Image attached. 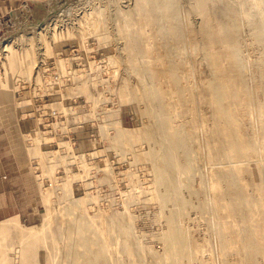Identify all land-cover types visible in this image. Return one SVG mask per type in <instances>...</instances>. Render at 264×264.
Masks as SVG:
<instances>
[{
    "label": "rangeland",
    "instance_id": "1",
    "mask_svg": "<svg viewBox=\"0 0 264 264\" xmlns=\"http://www.w3.org/2000/svg\"><path fill=\"white\" fill-rule=\"evenodd\" d=\"M171 1L180 9L176 15ZM171 1L30 0L0 29V70L3 45L18 48L29 39L37 45L43 26L55 46L46 58L49 67L42 68L50 76L36 73L43 62L29 74L6 72L7 83L0 76V97L12 103L5 130L25 155L18 166L21 183L34 196L31 219L0 237V264H264V251H256L264 208L255 211L258 201L264 204V36L257 33L264 0ZM55 22L65 35L56 41ZM51 84L59 91L47 92ZM51 105L60 111L52 125L41 116ZM236 122L243 125L238 140L248 142L234 150ZM154 124L159 130L153 133ZM181 132L191 140L188 157L183 150L177 156L184 168L178 185L183 202L163 203L155 135ZM213 180L220 185L211 190ZM229 201L237 204L231 214ZM170 219L183 232L174 260L167 257Z\"/></svg>",
    "mask_w": 264,
    "mask_h": 264
},
{
    "label": "bare ground",
    "instance_id": "2",
    "mask_svg": "<svg viewBox=\"0 0 264 264\" xmlns=\"http://www.w3.org/2000/svg\"><path fill=\"white\" fill-rule=\"evenodd\" d=\"M171 1V0H170ZM176 1V0H175ZM224 1V0H223ZM172 2V11H174V12H172L173 14H175L176 15V10L178 9V10H180L179 9V7H177L178 5H177V3L176 2H174V1H171ZM170 2V3H171ZM195 2V1H194ZM222 2V1H221ZM220 2V3H221ZM169 3V4H170ZM252 3V2H251ZM152 4V3H151ZM157 4V3H156ZM238 4H240V3H238ZM242 4V3H241ZM264 4V3H263ZM140 5V4H139ZM154 6H155V4H153ZM210 5H212V4H210ZM222 5H223V3H222ZM244 7H242V8H245L246 9V7H245V2H244ZM254 5V4H253ZM256 5V4H255ZM150 6V5H149ZM171 6V5H170ZM221 6V5H220ZM223 7V6H222ZM251 7V6H250ZM140 8V7H139ZM159 7L157 6V11L159 12V10L161 9V6H160V9H158ZM224 8V7H223ZM223 8H221L220 10H222ZM252 8V7H251ZM259 8V7H258ZM171 9V7L169 8V10ZM174 9V10H173ZM177 10V11H178ZM210 10V9H209ZM217 10V9H216ZM226 10V9H225ZM258 10H261V9H258ZM258 10H257V12H258ZM171 11V10H170ZM219 11V10H218ZM229 11H230V9H229ZM228 11V12H229ZM255 11V10H254ZM254 11H252L251 10V12H254ZM161 12V11H160ZM207 12V11H206ZM214 12V11H213ZM220 12V11H219ZM240 12V11H239ZM260 12H262V11H260ZM181 13V12H180ZM216 13V12H215ZM221 13V12H220ZM242 13V12H241ZM250 13V12H249ZM248 13V14H249ZM259 13V12H258ZM258 13H256V14H258ZM160 14V13H159ZM159 14H158V16H159ZM172 14V15H173ZM219 14V13H218ZM222 14H225V13H222ZM229 14V13H228ZM256 14H254V15H256ZM262 14V13H261ZM161 15V14H160ZM167 15V14H166ZM169 15V14H168ZM181 15V14H180ZM226 15V14H225ZM233 15V14H232ZM56 16H58V15H54V18H53V20L54 21H56L55 19H56ZM179 16V15H178ZM209 16V15H208ZM214 16V15H213ZM218 16V15H217ZM242 16V22H243V19H244V17H243V15H241ZM240 16V17H241ZM248 16H250V14L248 15ZM253 16V15H252ZM251 16V17H252ZM258 16V15H257ZM160 17V16H159ZM173 17V16H172ZM223 17V16H222ZM256 17V16H255ZM255 17H253V19H255ZM264 17V16H263ZM177 18V17H176ZM183 18V17H182ZM186 18V17H185ZM184 18V19H185ZM214 18V17H213ZM216 18V17H215ZM221 18V17H220ZM228 18V17H227ZM259 19H260V17H258ZM161 20H162V18H160ZM173 19H174V17H173ZM179 19V18H178ZM178 19L176 20L177 22H178ZM188 19H190L189 17H188ZM211 19V18H210ZM209 19V20H210ZM230 19V18H229ZM263 19V18H262ZM160 20V21H161ZM175 20V19H174ZM191 20V19H190ZM189 20V21H190ZM222 20V19H221ZM53 21V22H54ZM170 21V20H169ZM206 21V20H205ZM212 21H213V19H212ZM219 21V20H218ZM224 21V20H223ZM222 21V22H223ZM225 21H227V20H225ZM255 21V20H254ZM262 21V20H261ZM175 22V21H174ZM183 23H184V20L182 21ZM186 22V21H185ZM191 22V21H190ZM194 22V21H193ZM203 22V21H202ZM207 22V21H206ZM250 22V21H249ZM160 23H162V22H160ZM164 23V22H163ZM180 23H181V21H180ZM181 24V27H182V25H184V24ZM189 23V22H188ZM204 23V22H203ZM208 23V22H207ZM253 23V22H252ZM260 23V22H259ZM46 24V23H45ZM193 24V23H192ZM200 24H202V23H200ZM234 24V23H233ZM246 23L244 22V25H245ZM254 24V23H253ZM162 25V24H161ZM198 25V24H197ZM209 25V24H208ZM213 25V24H212ZM211 25V26H212ZM220 25V24H219ZM222 25V24H221ZM230 25L231 24H229L228 26L230 27ZM242 25V24H241ZM243 25V26H244ZM258 25V24H257ZM260 25H262V24H260ZM56 26H57V23L55 22L54 23V26L52 25L50 28L52 29V31H53V35L55 36V41L56 40H59V39H61V38H63L65 35H60V33L59 32H57L56 31ZM194 26V25H193ZM192 26V27H193ZM201 26H203V25H201ZM210 26V25H209ZM165 27V26H164ZM187 27V26H186ZM186 27H185V29H186ZM260 27V26H259ZM263 27H264V25H263ZM263 27H262V30L260 29V28H258V34H259V36H264V30H263ZM222 28V27H221ZM231 28H232V25H231ZM245 27H243V29H244ZM165 29H166V27H165ZM183 29H184V27H183ZM202 29V28H201ZM209 29V28H208ZM228 28H226V30H227ZM234 29V28H233ZM68 30V32H73V29H71V28H66V30L65 31H67ZM186 30H188V29H186ZM62 31V30H61ZM184 31V30H183ZM246 31H249V30H246ZM186 32V31H185ZM218 32V31H217ZM250 32V31H249ZM39 33H40V42L38 41L37 42V45L39 46V48L42 50V55H40L39 53H38V46L36 45V43L32 40V39H29L30 41L29 42H27V43H25V44H23L22 46H20V47H15L14 45H12V43L11 42H8V43H5L4 45H3V51H5L4 52V60H3V67H2V70H0V76H1V78H3V82L4 83H7L8 81V74L6 73V72H13V73H16V74H29L30 73V71L32 70V69H34V67H36V66H39L38 64H40V63H42V62H46L47 61V59L46 58H49V56L52 54V52H53V50L55 49V46H54V44H53V41L51 42L48 38H47V36H46V32H45V27L43 26L42 28H41V30H39ZM191 33H194V34H196L195 33V31L193 32H191ZM215 33V32H214ZM219 33V32H218ZM256 33V34H257ZM179 34V33H178ZM177 34V35H178ZM201 34H202V32H201ZM225 34V35H224ZM223 34V36H225V38H227L226 37V33H224ZM245 34V33H244ZM82 35H83V33H82ZM189 35V34H188ZM191 35H193V34H191ZM199 35V34H198ZM217 35V34H216ZM245 37V36H244ZM156 38V37H155ZM167 39V38H166ZM210 39V38H209ZM264 39V38H263ZM154 40H156V39H154ZM164 40H165V38H164ZM170 40V39H169ZM227 40V39H226ZM133 41V40H132ZM172 41V40H171ZM149 42V41H148ZM150 42H151V40H150ZM168 42V41H167ZM172 42H174V41H172ZM161 43V42H160ZM169 43V42H168ZM220 43V42H219ZM134 44V43H133ZM216 44V43H215ZM164 45V44H163ZM135 46V45H134ZM220 47V46H219ZM218 47V48H219ZM182 48V47H181ZM223 48V47H222ZM225 48V47H224ZM228 47H226V49H227ZM259 48H260V46H259ZM174 49H175V47H174ZM225 49V50H226ZM262 49V48H261ZM156 50V49H155ZM162 50V49H161ZM176 50V49H175ZM228 51H229V48L227 49ZM158 51V50H157ZM7 52V53H6ZM145 52H146V50H145ZM153 52H155V51H153ZM152 52V53H153ZM162 52H164V51H162ZM201 52V51H200ZM225 52V51H224ZM233 52V51H232ZM131 53V52H130ZM158 53V52H157ZM166 53V52H165ZM229 53H231L230 51H229ZM258 53V52H257ZM0 54H3V52L2 51H0ZM147 54V53H146ZM150 54V53H149ZM201 54V53H200ZM203 54V53H202ZM223 54V53H222ZM221 54V55H222ZM228 54V53H227ZM232 54V53H231ZM231 54L229 55V56H231ZM40 55V57L38 58V56ZM155 55H156V53H155ZM167 55V54H166ZM240 55V54H239ZM48 56V57H47ZM160 55H158V57H159ZM171 56V55H170ZM224 56V55H223ZM229 56H228V58H229ZM171 57H173V56H171ZM175 57V56H174ZM179 57V56H178ZM213 57H214V55H213ZM216 57H217V55H216ZM232 57V56H231ZM167 58V57H166ZM215 58V57H214ZM218 58V57H217ZM221 58V57H220ZM240 58H241V56H240ZM192 59V58H191ZM242 59V58H241ZM178 60V59H177ZM177 60H175V61H177ZM215 60V59H214ZM231 60H234L233 62L235 63V59H231ZM157 61H159V60H157ZM162 61V60H161ZM164 61V60H163ZM168 61V60H167ZM166 61V62H167ZM179 61V60H178ZM224 61H226V62H228L227 61V59L225 58V60ZM244 61V60H243ZM154 62V61H153ZM192 62V61H191ZM217 62V61H216ZM158 63V62H157ZM165 63V62H164ZM167 63H169V62H167ZM167 63H165L166 65H167ZM201 63V62H200ZM199 63V64H200ZM205 63V62H204ZM229 63H231V62H229ZM233 64V63H232ZM152 65H154V63L152 64ZM205 65V64H204ZM204 65H202V66H204ZM214 65H215V63H214ZM238 65V64H237ZM184 66V65H183ZM211 65H209L208 67H210ZM235 66H236V64H235ZM234 66V67H235ZM187 67V66H186ZM189 67H191V66H189ZM244 67H245V65H244ZM143 68L144 67H142V70H143ZM154 68H156V66L154 67ZM153 68V69H154ZM200 68H201V65H200ZM147 69V68H146ZM152 69V70H153ZM186 69V68H185ZM188 69V68H187ZM190 69V68H189ZM207 69V68H206ZM236 69V68H235ZM141 70V69H140ZM150 70H151V68H150ZM150 70L148 71V70H146L147 71V73H150ZM151 70V71H152ZM169 70V69H168ZM211 70V69H210ZM216 70V69H215ZM224 70V69H223ZM237 70V69H236ZM157 71V70H156ZM159 71V70H158ZM162 71V70H161ZM154 72V71H153ZM152 72V73H153ZM203 72H205V71H203ZM211 72V71H210ZM234 72V71H233ZM146 73V75H147V77H148V74ZM212 73V72H211ZM226 73V72H225ZM239 73V72H238ZM192 74V73H191ZM224 74V73H223ZM152 75V74H151ZM156 75H157V73H156ZM174 75V74H173ZM201 75V74H200ZM227 75H228V73H227ZM232 75V74H231ZM231 75H230V77H231ZM235 75V74H234ZM234 75H232V76H234ZM239 75V74H238ZM204 75H202V77H203ZM208 76H209V74H208ZM225 76H226V74H225ZM150 77V76H149ZM152 77H154V76H152ZM192 77V76H191ZM199 78V77H198ZM239 78V77H238ZM199 79H201V78H199ZM207 79V78H206ZM241 79V78H240ZM183 80H184V78H183ZM204 80V79H203ZM242 80V79H241ZM185 81V80H184ZM191 81H194V80H191ZM199 82H200V80H198ZM227 81V80H226ZM243 81V80H242ZM173 82V81H172ZM183 82V81H182ZM205 83H206V81H204ZM218 80L216 79V78H214V77H212V79H211V86H212V88H213V90L214 91H216L217 93L219 92V91H221V89H220V87H219V84H218ZM26 83V82H25ZM193 83H195V82H193ZM202 83V82H201ZM230 83H232V82H230ZM229 83V84H230ZM241 83V82H240ZM172 84V83H171ZM173 84H174V82H173ZM189 84H190V82H189ZM226 84V83H225ZM228 84V85H229ZM239 84V83H238ZM242 84V83H241ZM260 84V83H259ZM182 85V84H181ZM192 85H194L195 86V84H192ZM185 86V85H184ZM194 86H192V87H194ZM197 86V85H196ZM203 86V85H202ZM205 86V85H204ZM203 86V87H204ZM230 86H231V84H230ZM251 86H252V84H251ZM183 87V86H182ZM226 87V86H225ZM246 87V86H245ZM129 88V87H128ZM127 88V89H128ZM133 88V87H132ZM147 88V87H146ZM190 88V87H189ZM199 88V87H198ZM202 88V87H201ZM200 88V89H201ZM251 88H253V87H251ZM191 89V88H190ZM227 89V88H226ZM231 89H233V88H231ZM236 89V88H235ZM240 89V88H239ZM239 89H237V90H239ZM243 89H244V87H243ZM246 89V88H245ZM3 90V89H2ZM203 90V89H202ZM207 90V89H206ZM209 90V92L211 91L210 89H208ZM128 91V90H127ZM131 91V90H130ZM130 91H128V92H130ZM231 91V90H230ZM236 91V90H235ZM147 92H148V90H147ZM196 92V91H195ZM149 93V92H148ZM228 93V92H227ZM226 93V94H227ZM232 93H233V91H232ZM129 94V93H128ZM131 95H132V91H131V93H130ZM141 94V93H140ZM146 94V93H145ZM172 94H174V91H173V93ZM205 94V93H204ZM208 94V93H207ZM139 95V94H138ZM203 95V94H202ZM146 96V95H145ZM181 96V95H180ZM179 96V97H180ZM195 96H197L196 94H195ZM205 96V95H204ZM141 97V96H140ZM151 97V96H150ZM178 97V98H179ZM207 97V96H206ZM151 99V98H150ZM184 99V98H183ZM204 99H207V98H204ZM203 99V100H204ZM177 100H180V99H177ZM147 101V100H146ZM151 101V100H150ZM184 101V100H183ZM205 101V100H204ZM177 102V101H176ZM148 103V102H147ZM151 103V102H150ZM179 103H180V101H179ZM179 103H177L176 105H178ZM206 102H204V104H205ZM17 104V103H16ZM182 104V103H181ZM183 104H185V103H183ZM197 105H198V103H197ZM230 106V105H229ZM233 107H234V105H233ZM149 108V106L147 105V109ZM232 108V107H231ZM235 108V107H234ZM149 110H150V108H149ZM219 110H220V108H219ZM218 110V111H219ZM234 110V109H233ZM236 110V109H235ZM233 112V111H232ZM150 114V113H149ZM152 114V113H151ZM153 115V114H152ZM151 116V115H150ZM154 116L155 115H153V117H152V119L154 118ZM220 116H221V113H220ZM224 116V115H223ZM231 116V115H230ZM216 117H219V115L218 116H216ZM234 117H235V114H234ZM238 117V116H237ZM222 118V117H221ZM220 118V119H221ZM224 118H225V116H224ZM152 119H150V120H152ZM156 119V118H155ZM233 119V118H232ZM231 119V120H232ZM223 120V119H222ZM235 120V119H234ZM234 120H232V121H234ZM153 121V120H152ZM156 121V120H155ZM247 121H249V120H247ZM238 122V121H237ZM237 122L234 124V126L232 125V127H234V128H232L231 126V128H232V130L234 129V135H231L232 136V146H233V149L234 150H237V149H243V148H246V146H247V143L246 142H248V139L246 140V142H241V141H239L238 139H239V137L241 136L240 134H241V127L243 126H241V127H239L238 126V124H237ZM242 122V121H241ZM240 122V123H241ZM228 123V122H227ZM239 123V122H238ZM245 123V122H244ZM243 124V123H242ZM245 125V124H244ZM150 126V125H149ZM245 126H247V125H245ZM151 127V126H150ZM228 127V126H227ZM129 128V127H128ZM153 128V130H152V132L153 131H158L159 130V126H158V124H154V127H152ZM247 128H251V127H247ZM129 129H132V128H129ZM148 129H151V128H149L148 127ZM227 129V128H226ZM124 130L125 131H127L128 129L127 128H124ZM184 130V133H185V130L186 129H183ZM229 130V129H228ZM232 130H230L227 134L229 135V133L230 134H232L231 133V131ZM40 131V130H39ZM179 131V130H178ZM177 131V132H178ZM248 131V130H247ZM250 131H253L252 129H250ZM250 131H248L249 132V134H251L250 133ZM172 132V131H171ZM154 133V132H153ZM159 133V132H158ZM216 133H220V132H217L216 131ZM252 133H254V132H252ZM167 134V133H166ZM187 134V133H186ZM203 134H204V132H203ZM202 134V135H203ZM227 134H225V135H227ZM160 135L158 134H156L155 135V137H158V139H160V144H161V148H160V150L158 151V152H154L153 153V160H154V167H155V169H156V171H155V173H156V178H155V180H156V184H159L160 186H162L163 187V189L161 190L159 187H157V185H156V188H159L161 191H159L160 193H159V197H160V199H161V201L164 203V202H166V201H168V200H175V202L176 203H182L183 202V199L181 198L182 196H180V194H179V190L178 189H180V188H178V185H180V183L182 182V178H181V172L180 171H184L183 169H180V168H182V167H180L181 166V164H180V162L178 161V158H177V156H178V150H183L184 151V153L186 154V156L188 157V155L190 154V146H189V144L191 143L190 141L191 140H188L187 139V137H186V135L185 134H183L182 132L179 134H177V136H175V137H172V135H169V133L167 134V138L166 137H159ZM244 136H245V134H244ZM246 136H247V134H246ZM264 136V135H263ZM253 137V136H252ZM249 138V137H248ZM188 141L190 142V143H188ZM226 141V139L224 140V142ZM260 142H258V144H259ZM246 145V146H245ZM194 146V145H193ZM193 146H192V148H193ZM219 150V149H218ZM225 150V149H224ZM47 151V150H46ZM214 151H216V149L214 150ZM227 151V150H226ZM245 151V150H244ZM240 152V151H239ZM220 153V152H219ZM218 153V154H219ZM223 153H225L226 154V152L224 151ZM217 154V153H216ZM230 156H229V155ZM237 154V153H236ZM235 154V155H236ZM212 156V155H211ZM210 156V157H211ZM227 156H229V157H233V156H231V154L230 153H227ZM236 156H238V155H236ZM186 157V158H187ZM219 157V156H218ZM213 158H214V155H213ZM253 158V157H252ZM191 161V160H190ZM251 161V160H250ZM189 162V161H188ZM233 163H234V161H232ZM236 162H238V161H236ZM241 163V162H240ZM188 164V163H187ZM231 164H229V163H226V164H224V166L227 168L228 166H230ZM189 166H191V165H189ZM232 168H233V166H231ZM264 167V166H263ZM187 168V167H186ZM219 168V167H218ZM217 168V169H218ZM225 168V170L226 171H224V173L226 172L227 173V169ZM235 169V168H234ZM230 170V169H229ZM215 171H217V170H215ZM236 171V170H235ZM213 173V175H214V172H212ZM219 173V172H218ZM216 174V173H215ZM222 174V173H221ZM228 176V175H227ZM238 176H240V175H238ZM224 177V176H223ZM243 177V176H242ZM226 182V181H225ZM230 182H231V184H232V186H234L235 188L238 186V180H237V176L235 175V174H231V176H230ZM219 185H220V183H219V181H212V184H211V186H210V188H211V190H213V189H216V188H218L219 187ZM230 185V184H229ZM231 186V185H230ZM229 186V187H230ZM155 188V189H156ZM232 188V187H231ZM154 190V189H153ZM233 190V189H232ZM155 192V191H154ZM224 192H226V190L224 191ZM230 193H231V191H230ZM218 194V193H217ZM220 194V193H219ZM229 194V193H228ZM225 195V194H224ZM253 195H254V192H253ZM157 196V195H156ZM229 196V195H228ZM227 196V198L230 200V198ZM246 196V195H245ZM255 196V195H254ZM212 197H213V195H212ZM219 198H220V196H218ZM221 197H222V195H221ZM225 197H226V195H225ZM231 197H232V195H231ZM226 198V199H227ZM221 199V198H220ZM227 199V200H228ZM184 200H185V198H184ZM226 200V201H227ZM214 201H216V200H214ZM231 201V200H230ZM229 201V203L231 204V203H233V201L232 202H230ZM228 202V201H227ZM235 203V202H234ZM237 203V202H236ZM237 205V204H236ZM236 205H227L226 206V208L228 209V211L230 212V214L232 213V211H233V209L236 207ZM222 206V205H221ZM225 206V205H224ZM239 206V205H238ZM263 207L264 208V204H262V202H260V201H258L257 203H256V210L255 211H257L260 207ZM236 209V208H235ZM259 211V210H258ZM258 213V212H257ZM52 215V214H51ZM54 216V215H53ZM167 216V215H166ZM51 217V216H50ZM176 217V216H175ZM174 218V217H173ZM177 218V217H176ZM48 219V218H47ZM71 220V219H70ZM178 220V219H177ZM252 220V219H251ZM178 222V221H177ZM174 219H170L169 220V223H170V228H169V226H167L168 227V233H167V238H168V240H169V242L171 243V248H170V250H169V252H167L166 254H167V257H169V258H172V260H174L175 258H176V255L178 254V252H179V250H180V245L178 244V243H181L180 242V238H182L183 237V232H182V230L180 229V226H179V222L177 223ZM238 226H239V224H238ZM86 231H87V229H86ZM85 233V232H84ZM243 235V234H242ZM85 239H87V238H85ZM237 239H238V236H237ZM70 240H71V238H70ZM128 240V239H127ZM239 240V239H238ZM92 241V240H91ZM132 242V241H131ZM169 242H167V244L169 243ZM92 244V243H91ZM101 245V244H100ZM177 245H179V248L177 247ZM124 246V245H123ZM100 247H102V246H100ZM89 249V248H88ZM136 250H138V249H136ZM167 250V249H166ZM88 252H89V250H87ZM256 251H261V252H263L264 251V237L263 236H261V240H260V242H259V244L257 245V247H256ZM102 252V251H101ZM104 253V252H103ZM86 254V253H85ZM107 254V253H106ZM105 255V254H104ZM88 256V255H87ZM86 256V257H87ZM252 256V255H251ZM104 257V256H103ZM87 259H89V258H87ZM104 261V260H103ZM94 264V263H93Z\"/></svg>",
    "mask_w": 264,
    "mask_h": 264
},
{
    "label": "crops",
    "instance_id": "3",
    "mask_svg": "<svg viewBox=\"0 0 264 264\" xmlns=\"http://www.w3.org/2000/svg\"><path fill=\"white\" fill-rule=\"evenodd\" d=\"M28 1L0 0V29L13 12ZM10 104L0 97V237L12 232L27 218L31 219L34 201L33 191L30 193L26 185L21 183L23 172L18 166L25 155L20 154L15 138L12 139L5 130L6 121L3 122L7 118L8 109H12Z\"/></svg>",
    "mask_w": 264,
    "mask_h": 264
},
{
    "label": "built area",
    "instance_id": "4",
    "mask_svg": "<svg viewBox=\"0 0 264 264\" xmlns=\"http://www.w3.org/2000/svg\"><path fill=\"white\" fill-rule=\"evenodd\" d=\"M45 64H47V67H49V63H47V61L43 62L41 64L40 68L37 69L38 71H36V73L37 74H42V75L49 74L48 76H50L51 73L49 71L46 72V69H42ZM40 70H42V71H40ZM51 71L53 73H55L53 70H51ZM53 73H52V76H53ZM54 77H56V75H54ZM53 82L58 84V81L56 82L55 80H53ZM57 91H59V90L55 86H53V84L50 85L49 91L47 90V92H50V93H52V92L56 93ZM41 113L43 114L41 116H42L44 122H47L50 125L55 123V120L58 119V115H60V111H59L57 105L56 106L51 105V106H49V108H45V109L43 108V110H41Z\"/></svg>",
    "mask_w": 264,
    "mask_h": 264
}]
</instances>
